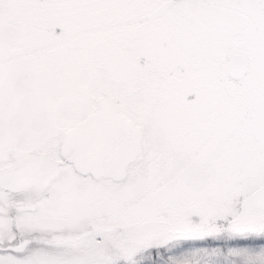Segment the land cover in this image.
<instances>
[{
    "label": "snow or ice",
    "instance_id": "obj_1",
    "mask_svg": "<svg viewBox=\"0 0 264 264\" xmlns=\"http://www.w3.org/2000/svg\"><path fill=\"white\" fill-rule=\"evenodd\" d=\"M0 264H264V0H0Z\"/></svg>",
    "mask_w": 264,
    "mask_h": 264
}]
</instances>
